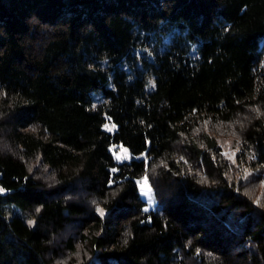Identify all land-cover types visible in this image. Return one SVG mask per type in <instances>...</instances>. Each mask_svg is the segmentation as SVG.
<instances>
[{
  "label": "trees",
  "instance_id": "obj_1",
  "mask_svg": "<svg viewBox=\"0 0 264 264\" xmlns=\"http://www.w3.org/2000/svg\"><path fill=\"white\" fill-rule=\"evenodd\" d=\"M253 109L264 0H0V264H58L79 243L71 264H264V206L217 138L193 135ZM154 160L148 209L137 180Z\"/></svg>",
  "mask_w": 264,
  "mask_h": 264
},
{
  "label": "rangeland",
  "instance_id": "obj_2",
  "mask_svg": "<svg viewBox=\"0 0 264 264\" xmlns=\"http://www.w3.org/2000/svg\"><path fill=\"white\" fill-rule=\"evenodd\" d=\"M260 116H264V112L260 114L257 109H253L238 114L233 120L229 122H224L213 118H209L207 120H199L197 122L198 124L194 125L193 135L197 139H203V135L205 134L215 136L220 147L219 149L221 151L222 158L227 162V166L230 168L236 180L235 182L238 183L243 181V183L247 185V192L250 195L254 196L253 198L255 202L259 204L261 203L264 206V172L260 169H252L253 165L249 164L252 162L249 157V155H251L252 148L251 146H247L245 144L243 137L245 135V132L249 128L248 126L252 122L251 120H254L256 117ZM105 128L112 131L115 127L109 123L105 126ZM178 148L179 149H177L178 151L176 152V156L174 158L177 160H182L183 162L187 161V156L183 154V152L180 150V147ZM112 153L116 161L118 162L130 161L132 158L129 149L123 145L113 146ZM141 158H145L146 162H149L147 161L148 157L142 156ZM165 162L163 160H154L152 166L147 169L146 174H144L137 180L139 193L141 197L146 201V207L148 209L157 207V198L155 195L156 190L154 189L151 178H157L158 182L163 179L158 175L161 172L162 167H166ZM31 167H35L36 169L39 168L42 172L46 171V169L39 167L36 162L32 163ZM197 172L199 175L202 173L201 170H197ZM42 178L45 181H49V178L45 174L42 175ZM99 209L101 210L100 207L98 208V210ZM73 232L74 229L69 227L67 233H65L64 238L67 236H71ZM85 254H87V248L85 244L79 243L77 245L75 255H71L68 253L59 258L57 262L58 264H71L72 260L80 259V257ZM77 261H75V263Z\"/></svg>",
  "mask_w": 264,
  "mask_h": 264
}]
</instances>
